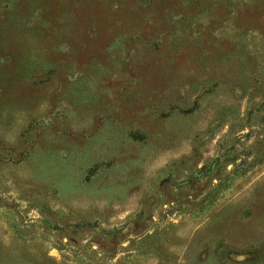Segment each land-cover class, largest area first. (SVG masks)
Instances as JSON below:
<instances>
[{
	"label": "rangeland",
	"instance_id": "374dc122",
	"mask_svg": "<svg viewBox=\"0 0 264 264\" xmlns=\"http://www.w3.org/2000/svg\"><path fill=\"white\" fill-rule=\"evenodd\" d=\"M0 264H264V0H0Z\"/></svg>",
	"mask_w": 264,
	"mask_h": 264
}]
</instances>
